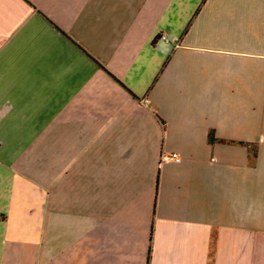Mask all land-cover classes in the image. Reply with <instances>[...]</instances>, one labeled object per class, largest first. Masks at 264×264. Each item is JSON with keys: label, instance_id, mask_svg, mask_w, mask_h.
I'll use <instances>...</instances> for the list:
<instances>
[{"label": "crops", "instance_id": "0c3cea01", "mask_svg": "<svg viewBox=\"0 0 264 264\" xmlns=\"http://www.w3.org/2000/svg\"><path fill=\"white\" fill-rule=\"evenodd\" d=\"M0 264H264V0H0Z\"/></svg>", "mask_w": 264, "mask_h": 264}, {"label": "built area", "instance_id": "2783aa9c", "mask_svg": "<svg viewBox=\"0 0 264 264\" xmlns=\"http://www.w3.org/2000/svg\"><path fill=\"white\" fill-rule=\"evenodd\" d=\"M167 159H171V160H177L178 158H177V156L175 155V154H170V155H167V156H165Z\"/></svg>", "mask_w": 264, "mask_h": 264}]
</instances>
